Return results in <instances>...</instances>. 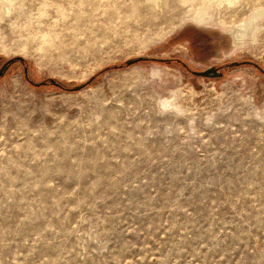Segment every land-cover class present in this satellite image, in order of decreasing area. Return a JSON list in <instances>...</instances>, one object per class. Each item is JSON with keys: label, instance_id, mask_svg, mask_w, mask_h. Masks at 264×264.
I'll list each match as a JSON object with an SVG mask.
<instances>
[{"label": "rangeland", "instance_id": "1", "mask_svg": "<svg viewBox=\"0 0 264 264\" xmlns=\"http://www.w3.org/2000/svg\"><path fill=\"white\" fill-rule=\"evenodd\" d=\"M243 59L264 0H0V264H264V75H193Z\"/></svg>", "mask_w": 264, "mask_h": 264}, {"label": "flooded vegetation", "instance_id": "2", "mask_svg": "<svg viewBox=\"0 0 264 264\" xmlns=\"http://www.w3.org/2000/svg\"><path fill=\"white\" fill-rule=\"evenodd\" d=\"M191 41V48L193 49V52L195 53V55H200L201 53L205 52V51H210V48H213V43L208 41H201V40H197L196 39V35L194 37H190ZM15 62V61H14ZM5 63L3 66H1L0 68V73L1 71L3 72V75L0 77V80L3 78V76L6 74L7 70L9 69V67L14 63ZM242 66H249V67H254L256 68L260 73H262L264 75V67L259 64L258 62L252 60V59H243V60H235V61H231L228 63H224V64H215V65H211L209 66L207 69H205L204 71H193V75L197 76V77H206V76H202L200 75L201 73H205L209 70H212L211 73V77H206V78H221L224 77L225 72L227 69H231V68H237V67H242Z\"/></svg>", "mask_w": 264, "mask_h": 264}, {"label": "clouds", "instance_id": "3", "mask_svg": "<svg viewBox=\"0 0 264 264\" xmlns=\"http://www.w3.org/2000/svg\"><path fill=\"white\" fill-rule=\"evenodd\" d=\"M153 79H160L154 76ZM157 109L162 114L175 113L181 115L183 110L178 102V94L175 90H170L167 95L160 96L156 101Z\"/></svg>", "mask_w": 264, "mask_h": 264}, {"label": "trees", "instance_id": "4", "mask_svg": "<svg viewBox=\"0 0 264 264\" xmlns=\"http://www.w3.org/2000/svg\"><path fill=\"white\" fill-rule=\"evenodd\" d=\"M23 62V61H21ZM143 62H159V63H173V62H176L177 64L183 66L184 68H187L188 69V66L186 65L185 62L181 61V60H178V59H156V60H152V59H146L142 62H139V63H143ZM137 63V64H139ZM133 66V65H132ZM125 67H130L129 65H127V62L124 64V65H118V66H113V67H110L108 69H105L104 71H102L101 73L97 74L96 76L92 77L87 83L83 84V85H80L82 87V89L88 85H90L91 83H93V81L102 73H104L105 71H109V70H116V69H122V68H125ZM61 89H63L64 91H67V92H74L75 91V88L76 87H69V86H65V85H60L59 86ZM78 87V86H77Z\"/></svg>", "mask_w": 264, "mask_h": 264}, {"label": "water", "instance_id": "5", "mask_svg": "<svg viewBox=\"0 0 264 264\" xmlns=\"http://www.w3.org/2000/svg\"><path fill=\"white\" fill-rule=\"evenodd\" d=\"M20 61H23V59L22 58H18ZM150 60V59H152V60H156L155 58H149V57H140V58H137V59H131V60H128L127 61V65H129V66H132V65H135V64H137V63H139V62H142V61H144V60ZM15 60H11V61H9V62H7V64L8 63H11V62H14ZM212 70H209V71H207V72H205V73H201L200 75H202V76H206V77H211V72ZM3 75V72L1 71V73H0V77ZM50 83L51 84H53V85H55V86H60V84L59 83H57L55 80H50ZM32 84H34L35 86H37V87H40V86H44V85H46L47 84V82H42V83H33L32 82ZM82 89V87L81 86H78V87H76L75 88V91H79V90H81Z\"/></svg>", "mask_w": 264, "mask_h": 264}, {"label": "bare ground", "instance_id": "6", "mask_svg": "<svg viewBox=\"0 0 264 264\" xmlns=\"http://www.w3.org/2000/svg\"><path fill=\"white\" fill-rule=\"evenodd\" d=\"M241 33V32H240ZM241 35V34H240ZM237 37H239V36H237Z\"/></svg>", "mask_w": 264, "mask_h": 264}]
</instances>
